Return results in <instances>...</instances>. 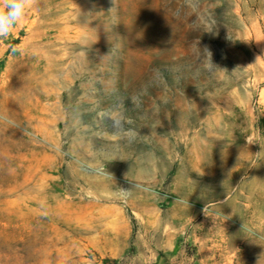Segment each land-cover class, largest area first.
I'll list each match as a JSON object with an SVG mask.
<instances>
[{"label": "rangeland", "instance_id": "1", "mask_svg": "<svg viewBox=\"0 0 264 264\" xmlns=\"http://www.w3.org/2000/svg\"><path fill=\"white\" fill-rule=\"evenodd\" d=\"M0 264H264V0H31Z\"/></svg>", "mask_w": 264, "mask_h": 264}, {"label": "clouds", "instance_id": "2", "mask_svg": "<svg viewBox=\"0 0 264 264\" xmlns=\"http://www.w3.org/2000/svg\"><path fill=\"white\" fill-rule=\"evenodd\" d=\"M31 0H0V36L8 35L25 15Z\"/></svg>", "mask_w": 264, "mask_h": 264}, {"label": "crops", "instance_id": "3", "mask_svg": "<svg viewBox=\"0 0 264 264\" xmlns=\"http://www.w3.org/2000/svg\"><path fill=\"white\" fill-rule=\"evenodd\" d=\"M212 252V251H211ZM216 253V252H215Z\"/></svg>", "mask_w": 264, "mask_h": 264}]
</instances>
